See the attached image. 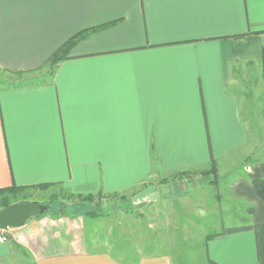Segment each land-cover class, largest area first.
<instances>
[{
	"label": "crops",
	"instance_id": "1",
	"mask_svg": "<svg viewBox=\"0 0 264 264\" xmlns=\"http://www.w3.org/2000/svg\"><path fill=\"white\" fill-rule=\"evenodd\" d=\"M85 30L53 80L0 88V189L51 183L108 196L144 185L131 199L145 216L166 214L160 198L208 189L213 204L193 208L203 264H264V200L252 182L264 179V145L226 174L249 135L264 133L231 88L250 75L264 83V0H0V69H41ZM135 211L117 222L48 213L0 229V264H173L146 249L157 221L142 230Z\"/></svg>",
	"mask_w": 264,
	"mask_h": 264
},
{
	"label": "rangeland",
	"instance_id": "2",
	"mask_svg": "<svg viewBox=\"0 0 264 264\" xmlns=\"http://www.w3.org/2000/svg\"><path fill=\"white\" fill-rule=\"evenodd\" d=\"M46 70L47 69H43L42 71L37 72L35 74V78H37L38 81L41 80L44 76H46ZM25 77L26 76H10L9 74L4 73L3 75L0 74V82L2 86H10L12 84L23 83L25 81ZM231 88L237 96L241 97V106L243 107V111L248 122H250V128L254 130L264 128V83L260 82L256 75H250V79L248 81L242 80L241 88L238 86H232ZM255 125L257 126L256 129L254 128ZM263 145L264 133H251L249 135V150H245L243 152L239 151L237 155L232 156L231 159L228 160V162L231 161L228 163L230 169H227L226 171V174H229L228 180L229 177L235 173L236 169L239 171L245 167V164L248 161L252 162L258 154L257 150L254 149L260 148ZM252 154H254V156L250 159V155ZM241 172L243 171L241 170ZM145 186H147V184ZM142 188H144V185L136 188L134 192L141 190ZM134 192L126 195L116 194L114 196H106L102 201V204L94 202L89 205L77 195L71 194L61 185H52L44 189L34 187L19 191L16 194L5 193L4 195H0V210L1 203L4 198L8 200L10 205H15L21 202L38 203L42 207L43 211L48 210V212L53 215L60 211L65 212L67 215L77 213L82 215L85 211L90 209L101 210L105 214L102 218L108 216L110 213H113V215H115V222H117V217H121V220L122 217H130V215H122L126 211L130 212L132 208L135 207V216H142V218L139 219L142 222V230L144 227L146 228V224L149 225L150 222L152 223L157 221L156 225L152 227L148 226L147 232H145V240L147 244L150 242L149 246H145L146 249H149L150 251L157 250V253L169 252L173 259V264H203L205 249L204 239L202 240V236H204L205 233L202 228L204 227V223L201 215L195 213L194 209H204L205 207L201 208V202H210L213 204V199L208 198L213 195V192L203 188L194 192L187 191L184 195L171 198V200L166 197L160 198L154 201V207H158V211H162L163 209L166 212L165 215L161 213L160 216L157 215V210H155L156 213H154L153 210L155 208H147L146 210L149 211V213L145 216V213L142 212L143 210L141 209V206L134 204L131 199V195ZM197 202L199 203L197 204ZM42 204L44 206H42ZM196 204L197 206L195 208ZM171 205H175L177 209V213L173 214L172 217L167 214L171 212ZM61 207H63V209H61ZM133 225L135 224H131L129 228ZM116 233L119 237L124 235L119 227L116 230ZM0 236L5 237V234L0 231ZM135 242L136 241L133 240V243ZM123 257L132 259L133 254L129 253L128 256L123 254ZM130 264L134 263L131 262Z\"/></svg>",
	"mask_w": 264,
	"mask_h": 264
},
{
	"label": "trees",
	"instance_id": "3",
	"mask_svg": "<svg viewBox=\"0 0 264 264\" xmlns=\"http://www.w3.org/2000/svg\"><path fill=\"white\" fill-rule=\"evenodd\" d=\"M90 31H82L81 33L76 34L75 36L69 38L63 45H61L56 51L53 52V54L49 57V59L46 62L45 67L38 69V70H31V71H10V70H6V69H0V74H9L10 76H26L25 77V81L23 83L20 84H12L10 86H2L1 82H0V88H7V89H16V88H22V87H27V86H31L32 84H35L34 80L32 81V78L34 76V74H36L37 72L42 71L43 69H47L46 70V79L45 81L48 82L49 80H53V78L55 77L56 71L59 67V64L64 61L67 60L68 58L71 57V53L73 48L76 46V44L84 39L87 34ZM262 67H263V76H264V55L262 58ZM44 82V83H46ZM32 83V84H31ZM218 168H217V161L212 159L211 163H210V169L209 171H207V174H217ZM216 181H213V183ZM253 185L256 189V191L258 192L259 196L264 200V179H254L253 181ZM53 184L51 183H43V184H39V185H34V186H17V185H13L11 187L8 188H1L0 189V195H4L5 193H14L16 194L19 191L22 190H26L29 188H34V187H38V188H48L50 186H52ZM115 194H111V196L116 195ZM78 197H80L86 204H93L94 202H99L100 204H102V201L104 200V198L107 196H105V194L103 192H99L98 194H89V195H77ZM110 196V195H108ZM54 202V201H52ZM48 203V202H47ZM10 203H8V200L3 198V201L1 203V209H3L4 207L9 206ZM42 206H44L42 204ZM61 209H63V207H61ZM50 212H48V210H44L42 211L38 216L40 215H44V214H48ZM57 216H65L67 215L65 212H58L57 214H55ZM80 215L79 213L74 214L73 217H76ZM83 215H89L92 217H103L105 214L104 212H102L101 210H87L85 211V213H83ZM217 235V234H214ZM211 236V235H210ZM210 264H216L213 263L212 261H210Z\"/></svg>",
	"mask_w": 264,
	"mask_h": 264
},
{
	"label": "water",
	"instance_id": "4",
	"mask_svg": "<svg viewBox=\"0 0 264 264\" xmlns=\"http://www.w3.org/2000/svg\"><path fill=\"white\" fill-rule=\"evenodd\" d=\"M42 211V207L35 202L9 205L0 210V229L21 226L28 219L39 215Z\"/></svg>",
	"mask_w": 264,
	"mask_h": 264
}]
</instances>
